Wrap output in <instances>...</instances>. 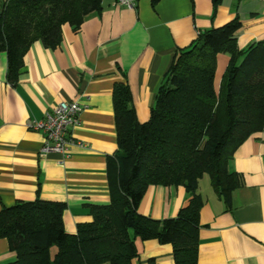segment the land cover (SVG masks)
<instances>
[{
    "label": "crops",
    "instance_id": "obj_1",
    "mask_svg": "<svg viewBox=\"0 0 264 264\" xmlns=\"http://www.w3.org/2000/svg\"><path fill=\"white\" fill-rule=\"evenodd\" d=\"M7 0H0V10ZM239 19L237 46L245 50L264 41V1L138 0L134 9L102 0L100 14L90 15L76 30L63 26L54 49L36 42L24 58L16 86L8 81V56L0 53V212L17 202L42 199L66 205L63 223L69 235L93 222L91 209L111 203L108 160L119 152L114 107L116 85H127L140 124L151 117L156 94L177 52L191 46L205 31ZM218 57L217 83L228 67ZM220 80V81H219ZM64 101L87 107L74 136L85 149L68 158L42 156L44 135L29 129L31 120ZM229 171L243 185L232 193L230 210L210 185L199 183L198 264H264V129L235 152ZM184 187L150 186L139 213L154 220L176 218L189 205ZM133 264H175L173 247L157 240L137 241ZM16 254L0 239V264Z\"/></svg>",
    "mask_w": 264,
    "mask_h": 264
},
{
    "label": "trees",
    "instance_id": "obj_2",
    "mask_svg": "<svg viewBox=\"0 0 264 264\" xmlns=\"http://www.w3.org/2000/svg\"><path fill=\"white\" fill-rule=\"evenodd\" d=\"M159 0H153L156 7ZM221 0H214L215 7ZM102 11V0H7L0 10V53L8 56V81L16 86L24 58L36 42L57 48L67 23L76 30ZM242 23L201 33L177 52L156 94L151 117L140 124L131 90L114 89L119 152L108 160L111 203L91 209L93 222L69 235L66 205L37 199L0 212V239L16 260L10 264H133L137 241L173 247L175 264H198L199 183L209 176L227 210L243 185L229 171L234 152L264 129V41L237 46ZM229 56L217 83L218 57ZM150 186H182L191 197L176 218L154 220L139 213ZM53 249L56 253L53 255Z\"/></svg>",
    "mask_w": 264,
    "mask_h": 264
},
{
    "label": "built area",
    "instance_id": "obj_3",
    "mask_svg": "<svg viewBox=\"0 0 264 264\" xmlns=\"http://www.w3.org/2000/svg\"><path fill=\"white\" fill-rule=\"evenodd\" d=\"M264 1V0H262ZM138 0H116L118 6L134 9ZM87 107L78 101H64L46 112L42 120H31L29 129L44 135L42 156L59 155L68 158L75 148L85 145L74 136V129L82 127L81 114Z\"/></svg>",
    "mask_w": 264,
    "mask_h": 264
},
{
    "label": "rangeland",
    "instance_id": "obj_4",
    "mask_svg": "<svg viewBox=\"0 0 264 264\" xmlns=\"http://www.w3.org/2000/svg\"><path fill=\"white\" fill-rule=\"evenodd\" d=\"M203 181H204L203 186L210 185V178H209V176H205ZM52 252H53V255H54L56 253V249H53Z\"/></svg>",
    "mask_w": 264,
    "mask_h": 264
}]
</instances>
